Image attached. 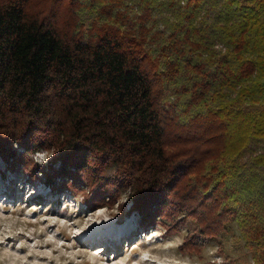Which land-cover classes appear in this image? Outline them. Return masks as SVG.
Segmentation results:
<instances>
[{"label":"trees","instance_id":"16d2710c","mask_svg":"<svg viewBox=\"0 0 264 264\" xmlns=\"http://www.w3.org/2000/svg\"><path fill=\"white\" fill-rule=\"evenodd\" d=\"M40 1L0 0L5 161L264 264V0Z\"/></svg>","mask_w":264,"mask_h":264},{"label":"rangeland","instance_id":"374dc122","mask_svg":"<svg viewBox=\"0 0 264 264\" xmlns=\"http://www.w3.org/2000/svg\"><path fill=\"white\" fill-rule=\"evenodd\" d=\"M3 156L0 151V264H254L243 241L234 246L235 223V234L196 235L186 245L195 221L178 231L159 217L141 223L126 197L88 206L81 192L60 189L58 179L51 185L48 174ZM29 156L36 171H50L48 152Z\"/></svg>","mask_w":264,"mask_h":264},{"label":"bare ground","instance_id":"6f19581e","mask_svg":"<svg viewBox=\"0 0 264 264\" xmlns=\"http://www.w3.org/2000/svg\"><path fill=\"white\" fill-rule=\"evenodd\" d=\"M127 230V229H126Z\"/></svg>","mask_w":264,"mask_h":264}]
</instances>
